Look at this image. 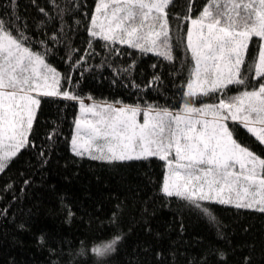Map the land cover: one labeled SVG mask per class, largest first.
<instances>
[{"label": "snow or ice", "instance_id": "6c2138e0", "mask_svg": "<svg viewBox=\"0 0 264 264\" xmlns=\"http://www.w3.org/2000/svg\"><path fill=\"white\" fill-rule=\"evenodd\" d=\"M30 4L37 15L29 19L20 13L19 0H0V175L37 148L45 102H75L78 114L64 138L74 157L113 168L155 159L162 168L155 182L159 199L166 205L183 202L206 217L223 240L227 225L211 205L264 214V0H203L199 7L198 0H185L183 11L176 10L178 0H94L91 10L86 0ZM133 54H151L173 66L169 75L176 92L165 96L163 105L149 99L163 86L155 71L161 65L152 64L151 79L137 83V59L126 65L121 60ZM97 56L99 62L91 64ZM104 70L111 71V86L136 99L83 95L85 73ZM241 130L254 138L259 153L244 142ZM60 135L53 128L46 139ZM38 154L46 165L48 153L40 148ZM21 182L31 184L27 178ZM13 189L14 183L6 182L3 191ZM10 208L11 203L0 208V218L7 219ZM120 213L117 204L109 217L116 229L112 238L91 247L81 241L78 250L69 245L65 253L49 246L44 235L37 244L48 249L49 264H111L134 230L125 229ZM12 223L28 229L15 215ZM143 223L151 232L148 221ZM161 256L156 253L157 260ZM189 264H229V256L210 247ZM241 264H254L252 255Z\"/></svg>", "mask_w": 264, "mask_h": 264}, {"label": "trees", "instance_id": "16d2710c", "mask_svg": "<svg viewBox=\"0 0 264 264\" xmlns=\"http://www.w3.org/2000/svg\"><path fill=\"white\" fill-rule=\"evenodd\" d=\"M39 2L43 4L44 0ZM86 3L88 10L94 7V0H86ZM202 3L203 0H198L197 6ZM184 4L185 0H178L176 10L183 11ZM19 11L29 19L37 15L30 0H19ZM77 46H83L79 40ZM97 51H101L99 46ZM178 51L183 59V49ZM100 59L97 56L90 63H98ZM132 59H137L135 77L141 84L151 79L152 64L161 65L155 71L162 75L163 86L160 94L150 92L149 99L163 105L165 96L176 92L172 84L175 77L169 75L173 66L151 54L143 58H138V54L121 58L125 65ZM57 66L60 71H67L63 62H58ZM176 68H179V61ZM77 76L78 73L74 74V80ZM110 79V70L86 72L81 84L82 94H91L97 100L122 98L128 103L136 99L128 90L111 86ZM77 114L75 102H45L40 126L36 129L37 148L26 150L6 175H0V197H3L0 208L11 203L8 218H0V264H9L13 259L16 264H49L48 249L37 244L41 235L47 238L49 246L54 245L57 250L63 248L65 253L69 245L78 250L81 241L91 247L111 239L116 229L109 225V217L117 204L121 206L122 225L125 229L132 225L134 230L120 245V252L111 264H129L130 261L132 264H189L198 261L210 247L225 250L229 264H241L246 255H252L254 264L264 261V214L211 205L217 218L227 225V240L220 239L215 226L206 217L189 211L179 200L173 199L166 205L159 199L155 182L162 168L155 159L151 164L133 163L113 168L74 157L64 138L70 136ZM53 128L62 135L50 142L46 137ZM241 138L260 152L254 138L244 130H241ZM40 148L48 153L46 165L41 164ZM23 178L29 179L31 184L25 186L21 182ZM6 182L14 183L13 191H3ZM69 209L72 216L68 215ZM13 215L17 224L27 221L26 231L15 227ZM144 220L148 221L151 232L145 230ZM245 228L249 230L245 232ZM144 248L148 251H143ZM157 252L162 254L160 260L156 258Z\"/></svg>", "mask_w": 264, "mask_h": 264}]
</instances>
